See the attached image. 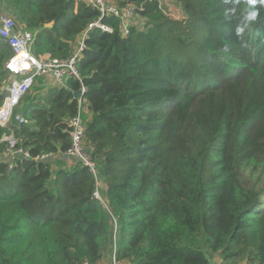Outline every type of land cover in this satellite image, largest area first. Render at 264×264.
<instances>
[{"label":"trees","instance_id":"1","mask_svg":"<svg viewBox=\"0 0 264 264\" xmlns=\"http://www.w3.org/2000/svg\"><path fill=\"white\" fill-rule=\"evenodd\" d=\"M2 1L37 56L87 48L80 79L35 85L29 123L0 125V264H264V0H176L180 19L115 0L143 19L128 35L83 0ZM11 56L0 41V108ZM83 85L95 171L63 158ZM12 132L30 157L6 156Z\"/></svg>","mask_w":264,"mask_h":264},{"label":"built area","instance_id":"2","mask_svg":"<svg viewBox=\"0 0 264 264\" xmlns=\"http://www.w3.org/2000/svg\"><path fill=\"white\" fill-rule=\"evenodd\" d=\"M86 3L96 7L102 16H116L121 20L122 31L124 35H128L129 27L132 24V18L137 13L135 5H127L121 8L115 0H83ZM139 15V14H138ZM100 28L107 32H113V27L103 23L101 20L94 21L90 24V28ZM0 41L8 45L12 50V56L6 63V69L10 73L9 83L4 104L0 108V125L9 126L13 120L19 124H28L29 119L22 112H15L20 105L24 95L29 92L37 83V79L42 76L52 75L61 86L65 84L68 77L80 79L78 70V60L86 50L85 37L81 38L75 47L74 53L64 59L51 58L49 55L36 56L32 50L34 42V33L24 28L15 18L5 10L4 3L0 0ZM87 87L82 86L81 96L78 97L79 109L78 113L70 118V135L72 144L64 155H67L68 165L71 166L75 162H82L95 171V164L86 149V123L83 114L88 112L83 94L86 93ZM8 105V109L5 107ZM9 141V147L6 150L8 158H16L19 154L30 157L28 151L22 147H18V139L15 138L13 132L4 137ZM53 156L52 153L42 154L37 159L46 160ZM13 164L10 165V169ZM95 197L101 199L99 191L95 192ZM85 264H89L85 262ZM112 264H123L115 258Z\"/></svg>","mask_w":264,"mask_h":264},{"label":"rangeland","instance_id":"3","mask_svg":"<svg viewBox=\"0 0 264 264\" xmlns=\"http://www.w3.org/2000/svg\"><path fill=\"white\" fill-rule=\"evenodd\" d=\"M161 1H162V6L164 8L165 13L168 14L170 17L174 19H180V18L185 17L182 6L176 0H161ZM131 21H132V24L138 25L139 23L142 24L143 19L140 18V15L135 14ZM142 27L143 25H139V28H142ZM35 89H38V88H35ZM99 185H101V183H99ZM214 260L216 261V264H223V262L218 256H216Z\"/></svg>","mask_w":264,"mask_h":264},{"label":"crops","instance_id":"4","mask_svg":"<svg viewBox=\"0 0 264 264\" xmlns=\"http://www.w3.org/2000/svg\"><path fill=\"white\" fill-rule=\"evenodd\" d=\"M36 86H39L41 89V94L40 96H44L49 90L55 88V87H60L61 84L54 79L52 75H47V76H42L37 79ZM56 158V157H55ZM54 158V159H55ZM98 264H112V260L109 258H105L102 261H100ZM212 264H216V261L212 262Z\"/></svg>","mask_w":264,"mask_h":264},{"label":"clouds","instance_id":"5","mask_svg":"<svg viewBox=\"0 0 264 264\" xmlns=\"http://www.w3.org/2000/svg\"><path fill=\"white\" fill-rule=\"evenodd\" d=\"M252 3H255V0H251ZM257 13L256 12H251L249 15V19H255Z\"/></svg>","mask_w":264,"mask_h":264},{"label":"water","instance_id":"6","mask_svg":"<svg viewBox=\"0 0 264 264\" xmlns=\"http://www.w3.org/2000/svg\"><path fill=\"white\" fill-rule=\"evenodd\" d=\"M80 96H81V91H77V92L75 93V97L78 98V97H80ZM63 158H64V159H67V155H64Z\"/></svg>","mask_w":264,"mask_h":264},{"label":"bare ground","instance_id":"7","mask_svg":"<svg viewBox=\"0 0 264 264\" xmlns=\"http://www.w3.org/2000/svg\"><path fill=\"white\" fill-rule=\"evenodd\" d=\"M9 107H8V105L5 107V109H8Z\"/></svg>","mask_w":264,"mask_h":264}]
</instances>
